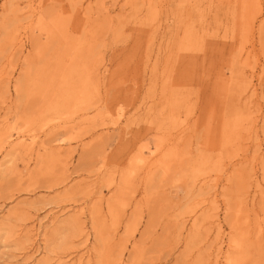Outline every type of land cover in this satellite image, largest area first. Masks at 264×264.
I'll return each instance as SVG.
<instances>
[{
  "label": "rangeland",
  "instance_id": "374dc122",
  "mask_svg": "<svg viewBox=\"0 0 264 264\" xmlns=\"http://www.w3.org/2000/svg\"><path fill=\"white\" fill-rule=\"evenodd\" d=\"M0 264H264V0H0Z\"/></svg>",
  "mask_w": 264,
  "mask_h": 264
}]
</instances>
